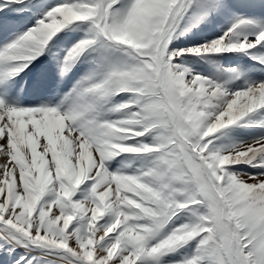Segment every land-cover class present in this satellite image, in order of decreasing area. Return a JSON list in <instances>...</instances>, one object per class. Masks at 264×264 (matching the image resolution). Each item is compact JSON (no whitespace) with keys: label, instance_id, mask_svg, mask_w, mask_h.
<instances>
[{"label":"snow or ice","instance_id":"obj_1","mask_svg":"<svg viewBox=\"0 0 264 264\" xmlns=\"http://www.w3.org/2000/svg\"><path fill=\"white\" fill-rule=\"evenodd\" d=\"M0 264H264V0H0Z\"/></svg>","mask_w":264,"mask_h":264}]
</instances>
